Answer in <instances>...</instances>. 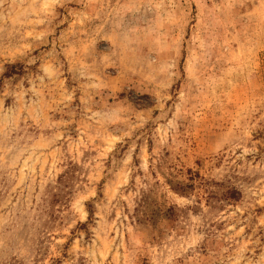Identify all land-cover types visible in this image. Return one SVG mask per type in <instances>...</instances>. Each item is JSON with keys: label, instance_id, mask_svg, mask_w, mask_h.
I'll list each match as a JSON object with an SVG mask.
<instances>
[{"label": "rangeland", "instance_id": "rangeland-1", "mask_svg": "<svg viewBox=\"0 0 264 264\" xmlns=\"http://www.w3.org/2000/svg\"><path fill=\"white\" fill-rule=\"evenodd\" d=\"M0 79V264H264V0H0Z\"/></svg>", "mask_w": 264, "mask_h": 264}, {"label": "trees", "instance_id": "trees-1", "mask_svg": "<svg viewBox=\"0 0 264 264\" xmlns=\"http://www.w3.org/2000/svg\"><path fill=\"white\" fill-rule=\"evenodd\" d=\"M14 66L9 65L7 66V70L8 69H12ZM8 73H6L5 75H3V77H7ZM1 82V79H0ZM187 174L188 176V181H192V171L191 170H187ZM171 179L167 180V184L169 185V188L176 194L181 195V196H186L190 193L191 189L193 188V184L189 183V182H183V181H179V180H174L176 178H173V176H171ZM225 195H227V199L230 200H236L237 197L240 195L238 191H236L235 189H227L225 191Z\"/></svg>", "mask_w": 264, "mask_h": 264}]
</instances>
